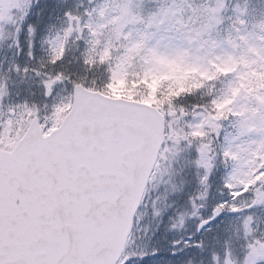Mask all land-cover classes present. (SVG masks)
<instances>
[{
    "label": "snow or ice",
    "instance_id": "snow-or-ice-1",
    "mask_svg": "<svg viewBox=\"0 0 264 264\" xmlns=\"http://www.w3.org/2000/svg\"><path fill=\"white\" fill-rule=\"evenodd\" d=\"M0 264H264V0H0Z\"/></svg>",
    "mask_w": 264,
    "mask_h": 264
}]
</instances>
